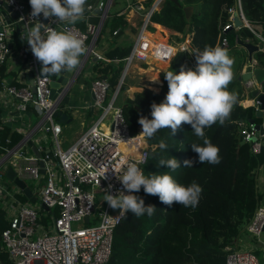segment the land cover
Wrapping results in <instances>:
<instances>
[{
  "label": "built area",
  "instance_id": "2783aa9c",
  "mask_svg": "<svg viewBox=\"0 0 264 264\" xmlns=\"http://www.w3.org/2000/svg\"><path fill=\"white\" fill-rule=\"evenodd\" d=\"M1 1L9 6L14 16L8 22L0 19V67L10 53L8 43L12 40V35L18 33L19 38H25L21 39V45L17 49L22 60L20 75H17L20 83L0 79V105H5L12 99L13 107L20 113L28 105L31 106L38 114L36 127L41 133L31 141L39 152L38 156L33 152L26 153L21 147L22 142L10 147L7 145L9 138H5L6 144L0 143V163L7 157L4 166L11 165L18 177L34 180L35 186L30 188L35 200L29 202L27 199L20 200L15 197L16 193L22 194L19 188L14 185L6 188L0 181V205L5 203L2 196L5 193L8 201L4 207L11 211L6 226L0 230V251L5 253L8 264H105L110 253L113 227L122 214L109 207L104 201L105 195L96 201V192L106 194L107 190L110 194H118V190H122L118 178L126 170L127 164L136 163L141 168L147 155L144 136L140 134L142 126L138 124L136 132L130 133L122 107L115 103V97L131 62L147 61L149 58L158 60L149 52L153 48L151 41L154 39L146 30L150 24L151 13L157 10L162 0H152L146 6L140 2L126 5L130 10L139 12L140 20L136 36L128 52L122 57L117 82L112 87L108 75L94 73L90 81V91L92 106L99 112L76 140L65 147L60 146V124L54 116V112L60 110L63 94L58 93L53 98L49 96V78L47 75L37 74L41 63L32 54L26 39L28 24L32 22L36 26L42 23L40 17L38 20L31 17V7L23 0ZM110 3L111 0H87L82 27L62 24L54 18H48L42 23V34L45 29L72 31L84 41L89 56L91 54L94 60L102 59V55L93 46ZM95 9L98 10L95 14L97 19L92 22L88 18L94 14ZM227 11L229 14L222 30L232 28L233 17L237 15L241 25L246 26L264 48V39L258 38L263 36L249 25L240 1L236 0L235 7H229ZM24 28L26 31H23ZM117 31L114 29L111 33L116 34ZM190 33L191 31L185 32L176 45H171L166 40L167 37L164 40L165 46L173 48V54L178 50L186 53L183 59L186 69L196 66L193 50L189 47ZM226 45V37L221 36L219 47ZM247 66L249 69L251 65ZM23 72L34 74L33 90L24 81L21 75ZM254 87L258 88V92L263 91L261 84L255 85L252 78L242 80V95H249ZM108 88H111L110 94L106 97ZM238 102L243 107H252L253 112L259 109V101L255 97L244 96ZM260 110L261 117L257 118L262 124L264 106ZM237 124L240 138L249 144L251 152L257 153L264 149V128L254 136L256 129L247 118L239 119ZM1 127L0 124V129ZM47 134L52 143L43 147L40 142L45 141ZM27 139L24 138V141ZM39 159L43 162V172L39 171ZM260 169H264V164H260L256 171V189L261 196L245 225V230L253 235H258L264 229V176L258 179ZM1 172L0 167V177ZM125 194L129 193L125 191ZM41 204L46 208H42ZM96 205L99 209H96ZM85 217L88 218L87 222H84ZM72 222H83L86 225L72 227ZM239 234L232 244L224 246L223 264H264V255L260 261L253 252L254 247Z\"/></svg>",
  "mask_w": 264,
  "mask_h": 264
},
{
  "label": "trees",
  "instance_id": "16d2710c",
  "mask_svg": "<svg viewBox=\"0 0 264 264\" xmlns=\"http://www.w3.org/2000/svg\"><path fill=\"white\" fill-rule=\"evenodd\" d=\"M142 1L146 6L152 0ZM235 1L179 0L180 5H177L171 0H162L157 10L151 13L150 20L180 33H185L189 27L193 55L198 50L203 51L206 46H219L220 37L225 36L227 47L221 48L226 49L229 57L234 59V79L228 90L235 92L239 101L242 88L236 76L244 63V54L234 47L233 40L238 35L241 40L247 37L248 41L256 43V38L243 25L236 30H222L229 14L227 9L235 7ZM239 1L248 23H259L264 27V0ZM186 4L193 7L187 18L182 9ZM125 26L122 14L107 12L95 43L101 33L107 32L112 37V30ZM149 28L152 29L151 26ZM129 47L130 43L115 44L104 51L107 58L116 59L114 64L104 65L98 61L94 63L97 73L109 75L112 87L117 82L122 57ZM253 56L259 65L264 66V49L254 51ZM185 57L184 51H176L167 66L159 71L161 84L158 91L143 87L121 104L130 133L136 132L141 116L152 119L151 104L161 103L168 92L165 73L173 71L178 74L181 67H184ZM2 70L1 66L0 76L6 74ZM252 111V107H243L238 102L224 125L217 122L204 129L205 137L220 149L219 164L199 163L198 154L192 150L191 144L204 146L203 140L194 135L191 125L187 123H182L175 136H172L171 129L165 128L158 130L152 138L144 137L147 149L145 162L141 166L144 174L150 176L168 173L178 184L184 186L195 181L203 189L201 198L197 207L191 208L175 202L171 206L165 205L158 196L147 195L143 187L139 192L131 193L143 198L145 205H155V214L151 217L145 214L139 218L131 212L122 214L113 227L110 253L105 264H223L224 246L233 243L242 223L251 216L261 196L256 189V171L260 164H264V149L253 153L247 142L240 143L237 124L239 119L252 116ZM255 120L259 121L258 118ZM161 140L167 144L166 149L159 148ZM172 157L180 162V167L175 171L167 166H159L161 159ZM186 159L195 162L193 167H184ZM1 214L3 209L0 205V216ZM4 226L5 220L0 221V230ZM0 262L8 264L2 251Z\"/></svg>",
  "mask_w": 264,
  "mask_h": 264
},
{
  "label": "clouds",
  "instance_id": "9594fccd",
  "mask_svg": "<svg viewBox=\"0 0 264 264\" xmlns=\"http://www.w3.org/2000/svg\"><path fill=\"white\" fill-rule=\"evenodd\" d=\"M86 2L29 0L30 15L37 20L42 15L45 19L54 18L62 24L75 25L84 19ZM42 28L43 24L40 23L26 32L31 52L42 65V74L57 75L77 69L86 52L84 41L72 31L45 29L42 34ZM194 56V69L185 70L182 66L178 74L173 71L165 73L168 92L161 103L151 104L152 119L145 116L139 118L138 123L142 126L140 134L152 138L158 130L167 128L175 136L182 123H187L191 125L194 135L203 140L204 146L191 144L192 150L198 154L199 163L219 164L220 149L205 137L204 129L217 122L224 125L238 103L237 94L228 90L234 79V59L229 57L226 49L219 46H206ZM159 148H167L165 141H160ZM183 163L184 167L191 168L195 162L186 159ZM159 166H167L175 171L180 167V162L174 157L161 159ZM118 179L122 190H118V194H110L106 190L104 201L113 210H119L120 214L131 212L137 218L145 214L151 217L156 211L155 205H145L143 198L131 194L139 192L142 187L147 195L158 196L165 205L171 206L175 202L191 208L197 207L203 191L195 181L184 186L168 173L146 176L136 163L127 164ZM125 191L129 194H125Z\"/></svg>",
  "mask_w": 264,
  "mask_h": 264
},
{
  "label": "crops",
  "instance_id": "0c3cea01",
  "mask_svg": "<svg viewBox=\"0 0 264 264\" xmlns=\"http://www.w3.org/2000/svg\"><path fill=\"white\" fill-rule=\"evenodd\" d=\"M23 1H25L27 4L30 5L29 0H23ZM132 2H140L142 5L144 3L142 0H132ZM127 4L128 3H126L124 7H122V9L116 11V14L123 15V18L126 21V26L122 29H118L116 34H114L112 37L107 32L101 33L97 41V44H94L93 49L96 52H99V54H101L103 58L94 60V57L90 54V58L88 59V62H85L83 68L78 73V74H82L83 80L81 81L80 79L78 80V82L75 81L77 78L76 75L74 77L75 80L70 84L66 93L63 94V96L64 95L68 96V100L67 103L61 102L60 111L65 112L66 116L64 117V120L62 122H58V123L60 124L59 134L62 136L64 143L70 144L72 141L76 140L79 134L83 130H85L88 124L96 116V112H95L96 108L92 106V94L90 91V81L94 73L96 74V71L94 70L93 67L94 63L98 61L104 65H108L109 63L114 64L116 59L107 58L104 55V51L108 47L115 44H121V45L126 43L131 44V42L134 40L136 36L137 27L140 20V14L139 12L136 13L133 10L127 8L126 7ZM1 9H2V5L0 4V19L6 21L4 15L1 13ZM192 11H193V7L191 6L190 14ZM96 13L97 12L94 10V14H91L88 19L92 22H95L97 19V17L95 16ZM12 18L13 17L10 16L9 20H12ZM76 25L82 27L83 20L77 22ZM149 26L152 27L151 30ZM232 28L234 30L237 29V27L235 28L232 27ZM188 31H191L189 27H187L185 32ZM146 32L149 33L152 39H154L151 41L152 42L151 46H153V48L150 49L149 52L154 54L158 60L149 58L147 61L134 60L133 62H131L125 74L126 76L129 72V79L127 80L126 85L123 89L121 100L117 104L120 105L123 104L127 97L132 98L133 93L136 90L142 89L143 87L146 88L149 87L148 89L155 92L159 90L161 84V80L158 75L159 71L167 66L171 57L173 56V51H174L172 47L164 45V40L167 37L166 40L168 41L169 34L172 35L184 34L175 31L171 28H168L164 25H161L159 23L153 22L151 20H150V24H148ZM258 33L264 37V27L262 25H261V32ZM18 36H19L18 33H14L12 35V40L9 41L8 43L10 53L7 56L4 65H2L3 67L2 72L6 74L0 76V79H3L4 81H12V83L15 84L20 83L17 81V75H20L19 70L22 68V60L19 58L17 54V49L21 45V38H19ZM244 40H248V38L246 37L244 38ZM233 44L235 45L234 47H237L236 49L241 50L244 54V63L242 64V67L240 69V72H242L243 70H246L248 68L246 63V52L242 47L238 46L235 43V38L233 40ZM255 44L258 45V50L264 49L257 38ZM154 45H158V47H155ZM189 47L190 49L194 50L191 45V42H189ZM225 47H227V45ZM254 60L256 63L257 61L252 53V62H254ZM157 62H159L160 65H163L162 69L154 67L155 65H157ZM26 73L27 72H23L21 74L25 82H27V77H25ZM125 76L123 77V82L120 84V87L125 81L124 80ZM156 79H158V82L156 81ZM244 96L245 95H242V97ZM249 96L250 95H248V97ZM37 119H38L37 112L29 105L26 107V110L23 113L18 112V110H16L13 107L12 99L9 100L7 104L2 106L0 105V124L2 125L0 129V143L6 144L4 140L5 138H9V142L7 143V145L9 144L10 147L22 142L21 147L26 151V153H32L30 145L27 143L26 140L24 141V138L26 139L28 138L27 140L32 141L36 136L40 135L41 132L36 127ZM258 172L261 173L260 176L259 173L257 174L258 179L260 180L262 179V176H264V169L263 170L260 169V171ZM5 184H6V188L8 187L10 188V186H8L7 183ZM4 195L2 193V196L4 197L3 200H5V203L3 201L2 202L7 205L8 197L7 195L5 196ZM4 204H1V206L3 205L2 209H3V214H5V224H7V219L9 218L11 211L10 209H8V207H4Z\"/></svg>",
  "mask_w": 264,
  "mask_h": 264
},
{
  "label": "water",
  "instance_id": "95a60500",
  "mask_svg": "<svg viewBox=\"0 0 264 264\" xmlns=\"http://www.w3.org/2000/svg\"><path fill=\"white\" fill-rule=\"evenodd\" d=\"M173 3L180 5L178 0H171ZM0 4L2 5V9H1V13L4 15V18L6 19V21H9V17H13L14 16V12L12 10H10L9 6H7L5 3H3L0 0ZM146 9V8H145ZM183 12H184V16L187 18L190 14L191 11V5L186 4L182 6ZM96 12H98L97 9H95ZM40 20L42 23H45L47 21V19H45L42 15L40 16ZM241 25V21L239 20L237 15H234L233 17V25L234 26H239ZM249 25L255 29L258 32H261V25L259 23H249ZM34 25L31 23L28 24L29 29L31 27H33ZM231 27L226 28L225 30L230 29ZM17 29V27H16ZM23 31H26V29L24 28ZM235 43L242 47L245 52H246V63L247 65H251L249 69L243 70L242 72H240L236 78L239 81H242L244 79L247 78H252L255 85L261 84L263 91L262 92H258V88L254 87L249 91L250 97H255L258 101H259V109L254 110L253 115L247 118L248 122H252L253 123V127L256 129L254 136L257 135V131L261 132L264 128V122L262 124H260L259 121H256L255 119L257 117H261L262 111L260 110L261 108H263L264 106V66L259 65L257 62L255 63L252 62V53L256 50H258V45L255 43H252L248 40H241L240 37L238 35H235ZM90 58V56L87 54V51L85 52V54L83 55V57L81 58V63L80 66L73 70V71H69V72H62L60 74L57 75H47L49 78V96L51 98L55 97L58 93H66L67 89L69 88L70 84L75 80L74 77L77 75V78L75 81L78 82V80L81 79V81L83 80L82 74H78L79 71L83 68L85 62ZM255 63V64H252ZM41 68L42 65L38 68L37 74L38 75H46V74H42L41 72ZM34 74L32 72H27L25 77H27V82L30 84V89L33 90L34 87L32 85V76ZM68 100V96L64 95L61 102L62 103H67ZM1 104V103H0ZM54 116L56 117V120L58 122H62L64 120V117L66 116L65 112H62L60 110L54 112ZM243 139H240V143H243ZM27 143L30 145L32 152L35 155H39V152L35 149L34 145L31 144L30 140H27ZM5 157L3 159V161H1L0 163V167H1V177H0V181L2 183H7V185L9 186L10 184L14 185L15 187L19 188L23 194V196L29 201V202H34L35 200V195L31 193L30 187L26 184V182L24 181V179L18 177L13 168L11 167V165L6 164L4 166V163L6 161ZM38 164L40 166L39 171L43 172V162L41 159H39ZM6 185V184H5ZM42 208H46V206L44 204H41ZM88 218L85 217L84 218V222H87ZM0 264H2L0 262Z\"/></svg>",
  "mask_w": 264,
  "mask_h": 264
},
{
  "label": "rangeland",
  "instance_id": "374dc122",
  "mask_svg": "<svg viewBox=\"0 0 264 264\" xmlns=\"http://www.w3.org/2000/svg\"><path fill=\"white\" fill-rule=\"evenodd\" d=\"M126 3H132V0H128V1L127 0H111V3L108 6V10H107L108 14L115 13L117 10L122 9V7H124V5ZM183 37H184L183 34H180V35L169 34L168 42L171 45H176V43L179 42ZM95 44H97V42ZM240 52L242 53L241 50H240ZM86 62H88V60ZM154 67L162 69L163 65H160L159 62H157V65H155ZM128 79H129V72L125 76V79H124L125 81H124V83L122 84V86L120 87V89L118 90V92L116 94V97H115V103L116 104L119 103L120 100H121V95H122L123 89H124ZM110 89L111 88L107 89L106 97L110 94ZM245 96H248V94H246ZM95 112H96V116H97L99 110L96 108ZM252 115H253V111H252ZM58 138L60 139V146L61 147H65L66 145H68V143H64V140L62 139V136L60 134H59ZM67 141H69V140H67ZM40 143L42 144L43 147H45V145L49 146L52 143L49 134H47V138L45 139V141L41 140ZM24 181L26 182V184L31 189H33L35 187L34 186V180H30L28 178H25ZM10 186L13 187L12 184H10ZM104 195L105 194L102 193V192H96V198H95L96 201H97V199L103 198ZM15 197H17L20 200H24V198H25L23 196V194H21V193H16ZM96 209H99L98 205H96ZM3 220H5V214H1V216H0V221H3ZM246 223H247V221L242 223L241 229L239 231V233H240L239 235L241 237H243L245 240H247L248 244H251L254 247L253 248V252L255 253L256 257L261 261L263 259V255H264V229L262 231H260V233L258 235H253V234H251V233H249L248 231L245 230ZM83 224H84L83 222H72L71 226L74 227V226L83 225ZM84 225H86V224H84Z\"/></svg>",
  "mask_w": 264,
  "mask_h": 264
}]
</instances>
